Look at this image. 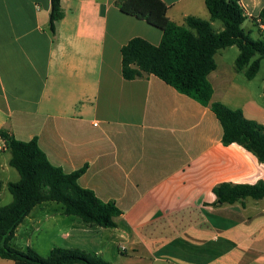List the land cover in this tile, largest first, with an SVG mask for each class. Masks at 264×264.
<instances>
[{
    "label": "crops",
    "instance_id": "crops-1",
    "mask_svg": "<svg viewBox=\"0 0 264 264\" xmlns=\"http://www.w3.org/2000/svg\"><path fill=\"white\" fill-rule=\"evenodd\" d=\"M162 1L179 26L188 17L211 21L206 0ZM239 1L250 23L244 29L264 39V0ZM116 2L61 0L53 32L51 0H0V134L37 138L66 173L88 165L80 186L121 210L115 228H102L43 203L14 239L27 234L33 247L46 234L50 252L81 249L111 264H264V198L217 206L213 192L221 183L264 181V164L238 144L223 145L209 107L154 75L123 77V46L137 37L159 46L163 32ZM215 59L213 101L264 125V93L256 97L236 78L247 68ZM0 146L3 190L11 157L7 165L1 154L10 151Z\"/></svg>",
    "mask_w": 264,
    "mask_h": 264
},
{
    "label": "trees",
    "instance_id": "trees-1",
    "mask_svg": "<svg viewBox=\"0 0 264 264\" xmlns=\"http://www.w3.org/2000/svg\"><path fill=\"white\" fill-rule=\"evenodd\" d=\"M116 4L124 14L144 20L163 32L159 46L139 37L123 46V77L131 81L154 75L179 93L209 107L223 128V145L238 144L264 164V125L247 119L241 109L213 101L214 88L209 80V75L217 69L216 54L232 46L240 51L236 59L238 71L247 68L245 74L249 80L260 71L264 39L255 40L244 29L248 16L240 1L206 0L211 21L188 17L183 26L169 19L168 6L162 0H117ZM62 17L61 0H51L53 32ZM259 19L264 24V9ZM215 21L221 22L222 31L213 27L211 22ZM1 136L11 153L10 165L18 171L20 180L8 184L12 202L0 206V258L17 264H111L81 249L56 247L43 257L32 248L23 252L11 246L17 228L43 203L60 204L65 215L102 228H115L121 210L115 202H104L94 191L80 186L79 179L87 172L88 165L66 173L50 162L37 138L25 142L6 131H1ZM213 192L217 206L247 198L260 200L264 198V181L253 185L221 183Z\"/></svg>",
    "mask_w": 264,
    "mask_h": 264
},
{
    "label": "rangeland",
    "instance_id": "rangeland-1",
    "mask_svg": "<svg viewBox=\"0 0 264 264\" xmlns=\"http://www.w3.org/2000/svg\"><path fill=\"white\" fill-rule=\"evenodd\" d=\"M221 26H222V24L220 21H217L215 23L216 28H220ZM249 27H250V23L246 22L244 24V28L246 30H248ZM252 36L254 38H256L257 33H254V35H252ZM238 55H239V49L236 46H234L232 48H227L225 50L219 51L217 53V60H218L220 66H222L223 64L233 65L235 63ZM236 78L238 81L249 85V87L252 88L255 96L258 97L259 95L264 93V60L262 61V66H261L259 73L255 77V79H253L252 81H249L244 73L237 74ZM260 101H264V99L261 98ZM1 156L3 159L6 160V163L8 165L9 159L11 157L10 153H3V154H1ZM8 167L11 170V172L7 176V178H8L7 180L9 182H18L19 181L18 177H20L18 171L15 168L10 167L9 165H8ZM0 192H1L0 206H5V205L10 204L13 200V196L9 192L8 188L5 187L2 190V187H0ZM55 204L61 206L60 204H57V203H55ZM36 237H37L36 243H35V246H33V247H30L27 244V240H28L27 234L22 235L21 237L17 238V240H15V239L12 240L10 244H11V246H13V247H15V248H17L23 252H27L29 248H32L37 253H39L41 256L47 257L50 253V244H49L50 237L47 236L46 234L37 235ZM0 261H3V260L0 258Z\"/></svg>",
    "mask_w": 264,
    "mask_h": 264
},
{
    "label": "built area",
    "instance_id": "built-area-1",
    "mask_svg": "<svg viewBox=\"0 0 264 264\" xmlns=\"http://www.w3.org/2000/svg\"><path fill=\"white\" fill-rule=\"evenodd\" d=\"M258 23L260 25V28L264 31V24L261 22V20H258ZM0 143L2 144V146H4V145L6 146L5 141H4L3 137L1 136V134H0ZM0 148H2V147L0 146Z\"/></svg>",
    "mask_w": 264,
    "mask_h": 264
}]
</instances>
